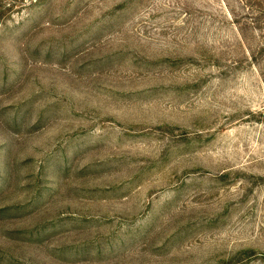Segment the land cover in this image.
Returning a JSON list of instances; mask_svg holds the SVG:
<instances>
[{"label":"rangeland","instance_id":"obj_1","mask_svg":"<svg viewBox=\"0 0 264 264\" xmlns=\"http://www.w3.org/2000/svg\"><path fill=\"white\" fill-rule=\"evenodd\" d=\"M0 264H264V0H0Z\"/></svg>","mask_w":264,"mask_h":264}]
</instances>
